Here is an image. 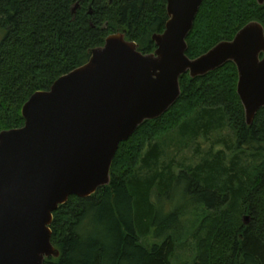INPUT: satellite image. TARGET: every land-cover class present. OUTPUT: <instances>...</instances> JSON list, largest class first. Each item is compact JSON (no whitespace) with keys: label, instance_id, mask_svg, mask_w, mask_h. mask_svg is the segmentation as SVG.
I'll return each mask as SVG.
<instances>
[{"label":"trees","instance_id":"16d2710c","mask_svg":"<svg viewBox=\"0 0 264 264\" xmlns=\"http://www.w3.org/2000/svg\"><path fill=\"white\" fill-rule=\"evenodd\" d=\"M168 21L167 0H0V134L23 128L30 98L87 64L109 36L125 32L142 54H153V37ZM252 22L264 27L256 0H204L186 55L198 59ZM238 81L233 63L182 76L179 100L121 143L110 184L54 213L51 241L60 257L45 264H174L191 213L200 222L196 264H264V109L249 126ZM226 127L236 139L231 165L222 150L189 172L158 168L174 136L179 145ZM240 155L261 164L243 168ZM141 163L146 177L137 171ZM246 215L249 225H239Z\"/></svg>","mask_w":264,"mask_h":264},{"label":"water","instance_id":"95a60500","mask_svg":"<svg viewBox=\"0 0 264 264\" xmlns=\"http://www.w3.org/2000/svg\"><path fill=\"white\" fill-rule=\"evenodd\" d=\"M203 1L167 0L169 21L153 37V54L123 33L109 36L87 64L30 98L23 128L0 134V264L60 257L51 241L54 213L110 184L121 143L179 100L185 74L198 78L235 64L237 94L253 124L264 109V27L252 22L191 60L187 38Z\"/></svg>","mask_w":264,"mask_h":264},{"label":"rangeland","instance_id":"374dc122","mask_svg":"<svg viewBox=\"0 0 264 264\" xmlns=\"http://www.w3.org/2000/svg\"><path fill=\"white\" fill-rule=\"evenodd\" d=\"M126 34L125 32H120ZM5 37V31L0 28V43ZM157 49V48H156ZM139 51V50H138ZM156 51V50H155ZM140 52V51H139ZM178 140L175 136L170 140V143H165L163 145L164 155L161 161L158 163V168L161 170L162 168L171 167L173 168V172L178 175L181 172H189L194 168L200 166L202 161L210 156L212 152L217 153L219 151H224L227 159L226 164L229 166L233 161V157L236 152L233 151L235 145V135L233 131L226 127L220 131H213L208 135V138H201L197 141L184 142L183 144H177ZM183 145V147H181ZM173 148V149H172ZM241 156V155H240ZM262 160L251 159L250 156H241L240 164L243 168H248L249 166L260 165ZM144 164H140L137 171L141 172L143 177H146L147 171L143 169ZM163 170V169H162ZM182 193V192H181ZM180 200V199H179ZM181 203V201H180ZM202 208H200V211ZM204 214V213H203ZM203 214H201V218H203ZM249 218V221L246 219ZM236 222L237 219H235ZM242 222L239 224H247L249 225L251 217L250 215H246L241 217ZM191 214H188L187 217L183 220V225L185 226L183 230V235H181V240L179 241V245L177 251L175 253V257L173 260L174 264H196L197 257V239L195 237L196 227L200 224L197 222ZM155 240L152 238H143L144 245H153L155 244Z\"/></svg>","mask_w":264,"mask_h":264},{"label":"bare ground","instance_id":"6f19581e","mask_svg":"<svg viewBox=\"0 0 264 264\" xmlns=\"http://www.w3.org/2000/svg\"><path fill=\"white\" fill-rule=\"evenodd\" d=\"M249 221V220H248Z\"/></svg>","mask_w":264,"mask_h":264}]
</instances>
